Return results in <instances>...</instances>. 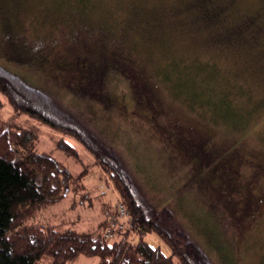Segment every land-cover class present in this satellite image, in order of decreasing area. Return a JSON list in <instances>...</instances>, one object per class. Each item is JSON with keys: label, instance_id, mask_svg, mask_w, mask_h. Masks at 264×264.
I'll use <instances>...</instances> for the list:
<instances>
[{"label": "rangeland", "instance_id": "374dc122", "mask_svg": "<svg viewBox=\"0 0 264 264\" xmlns=\"http://www.w3.org/2000/svg\"><path fill=\"white\" fill-rule=\"evenodd\" d=\"M86 1L90 13L82 17L73 16L69 0H0V64L53 95L119 152L149 202L157 207L169 203L178 225L212 258L220 264H264V108L255 105L264 98V0ZM209 2L211 9L201 8ZM214 7L218 14L212 20L200 18ZM253 17L256 21L246 22ZM22 48L42 64L12 60ZM111 53L147 80L149 106L134 76L127 79L112 69L101 90H85L77 71L57 66L79 55ZM182 76H192L199 102L191 101L194 90L174 89ZM224 94L229 107L251 112V132L236 135L229 122H220L208 109L212 97ZM3 101L2 117L8 119L10 109ZM19 119L39 124L25 115ZM38 126V151L50 153L76 175L84 169L88 173L85 198V191H71L49 202L34 220L67 219L78 230H101L123 199L108 171L72 137ZM60 137L75 142L80 159L57 146ZM185 144L232 148L234 163L229 170L216 169L217 159L197 167L183 153ZM146 239L164 244L153 233ZM97 262L80 255L73 264Z\"/></svg>", "mask_w": 264, "mask_h": 264}, {"label": "trees", "instance_id": "16d2710c", "mask_svg": "<svg viewBox=\"0 0 264 264\" xmlns=\"http://www.w3.org/2000/svg\"><path fill=\"white\" fill-rule=\"evenodd\" d=\"M69 1L74 7L73 16L89 15L91 5L88 1ZM209 5L210 2L201 8L211 9ZM213 9L216 10L200 14V18L212 20L218 14L217 8ZM253 20L256 21V18L246 22L252 23ZM246 22L245 25L248 24ZM245 25L239 28L244 30ZM233 30L238 31V28ZM12 57L22 65L42 64L25 48L16 50ZM57 66L68 72L77 71L85 90H101L106 75L112 69L119 70L125 78L133 79L134 76L139 81L138 90L146 105L152 102L147 80L131 69L130 64L117 53L101 57L79 55L74 60L60 61ZM199 70L202 67L199 66ZM194 84L192 76H182L174 89L177 93H180L179 90H194L191 101L199 102L201 95ZM226 97L225 94L217 99L212 97L206 103L208 109L220 122H229L236 135L251 132L250 126H247L252 120L251 112L232 109L225 102ZM3 98L11 113L8 119L2 117ZM255 105L257 110L264 108V98ZM22 115L72 137L108 171L110 180L123 199L116 201L101 230H78L67 219L56 223L34 220L49 202L66 197L71 191H85L83 177L88 170L84 169L76 175L50 153L38 151L36 144L41 128L39 124L20 120ZM75 142L60 137L57 146L80 159ZM201 143L202 140L198 146ZM208 147L204 149L185 144L183 153L190 160L194 159L197 167L199 164L211 165L217 159L216 169L219 166L231 169L230 161L234 163L235 158L232 148L227 151L218 146L207 150ZM86 194V191L83 192V198ZM121 203L128 212L129 220L125 222L117 213ZM108 229L113 233L112 237L106 235ZM152 233L164 244H151L146 236ZM80 255L96 257L97 264H220L178 225L169 203L157 207L149 202L135 185L119 152L65 109L53 95L28 83L19 72L0 64V264H73Z\"/></svg>", "mask_w": 264, "mask_h": 264}, {"label": "built area", "instance_id": "2783aa9c", "mask_svg": "<svg viewBox=\"0 0 264 264\" xmlns=\"http://www.w3.org/2000/svg\"><path fill=\"white\" fill-rule=\"evenodd\" d=\"M117 213L120 214L121 218L125 221L129 220L128 218V212H127V209L126 207L124 206V204H119L118 206V210H117ZM124 225V223H123ZM107 236L109 237H112L113 236V233L110 231V229L107 230V233H106Z\"/></svg>", "mask_w": 264, "mask_h": 264}]
</instances>
